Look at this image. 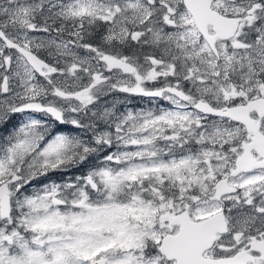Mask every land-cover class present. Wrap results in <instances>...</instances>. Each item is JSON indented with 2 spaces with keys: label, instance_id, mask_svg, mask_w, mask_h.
I'll return each instance as SVG.
<instances>
[{
  "label": "snow or ice",
  "instance_id": "1",
  "mask_svg": "<svg viewBox=\"0 0 264 264\" xmlns=\"http://www.w3.org/2000/svg\"><path fill=\"white\" fill-rule=\"evenodd\" d=\"M0 264H264V0H0Z\"/></svg>",
  "mask_w": 264,
  "mask_h": 264
},
{
  "label": "flooded vegetation",
  "instance_id": "2",
  "mask_svg": "<svg viewBox=\"0 0 264 264\" xmlns=\"http://www.w3.org/2000/svg\"><path fill=\"white\" fill-rule=\"evenodd\" d=\"M126 94L122 93H114L111 96L107 97L106 99L111 102L113 100V97L117 98L120 101H125ZM129 102H125L122 104H118V109L122 112L125 110V108H130L132 110H139L141 108L147 109L149 107H153L152 103L149 101L148 98H141V97H128L127 98Z\"/></svg>",
  "mask_w": 264,
  "mask_h": 264
},
{
  "label": "trees",
  "instance_id": "3",
  "mask_svg": "<svg viewBox=\"0 0 264 264\" xmlns=\"http://www.w3.org/2000/svg\"><path fill=\"white\" fill-rule=\"evenodd\" d=\"M54 178H57V177H54Z\"/></svg>",
  "mask_w": 264,
  "mask_h": 264
}]
</instances>
